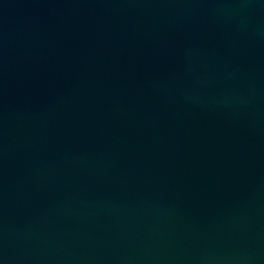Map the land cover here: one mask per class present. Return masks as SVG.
Masks as SVG:
<instances>
[{"label":"water","instance_id":"95a60500","mask_svg":"<svg viewBox=\"0 0 264 264\" xmlns=\"http://www.w3.org/2000/svg\"><path fill=\"white\" fill-rule=\"evenodd\" d=\"M0 264H264V0H0Z\"/></svg>","mask_w":264,"mask_h":264}]
</instances>
